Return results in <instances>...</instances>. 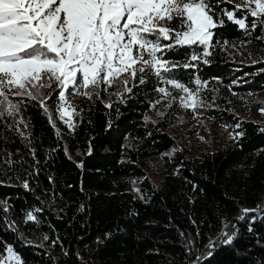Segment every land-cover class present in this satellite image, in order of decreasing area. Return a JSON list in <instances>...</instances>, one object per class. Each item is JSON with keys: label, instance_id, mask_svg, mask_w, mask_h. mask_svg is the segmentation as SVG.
<instances>
[{"label": "trees", "instance_id": "1", "mask_svg": "<svg viewBox=\"0 0 264 264\" xmlns=\"http://www.w3.org/2000/svg\"><path fill=\"white\" fill-rule=\"evenodd\" d=\"M253 19L247 30L215 29L208 64L165 74L192 89L197 77L206 83L208 106L195 111L162 99L154 75L122 96L70 90L72 130L56 111L58 90L47 113L10 97L23 103L0 117V257L11 246L23 264H264V211H243L264 206V25L252 30ZM191 54L185 46L164 58ZM194 116L216 125L207 141L174 132Z\"/></svg>", "mask_w": 264, "mask_h": 264}, {"label": "snow or ice", "instance_id": "2", "mask_svg": "<svg viewBox=\"0 0 264 264\" xmlns=\"http://www.w3.org/2000/svg\"><path fill=\"white\" fill-rule=\"evenodd\" d=\"M225 3L234 8H221ZM238 12L243 18H237ZM249 15L252 30L264 25V0H0V117L21 111L23 101L10 97L38 100L47 113L46 101L58 90L56 111L72 130L79 112L69 100L70 90L91 100L115 87L111 95L122 96L132 91L130 84L142 85L149 75L164 85L155 89L162 99H179L193 111L208 106L200 97L206 83L199 77L192 89L165 74L197 67L192 62L208 64L214 30L226 22L247 30ZM185 46L192 54L183 62L164 58V53ZM23 186L29 187L27 182ZM243 211H264V206ZM28 219H35L31 212ZM224 236L222 243L232 241L228 233ZM7 252V260L22 264L11 246ZM0 264H6L3 257Z\"/></svg>", "mask_w": 264, "mask_h": 264}, {"label": "rangeland", "instance_id": "3", "mask_svg": "<svg viewBox=\"0 0 264 264\" xmlns=\"http://www.w3.org/2000/svg\"><path fill=\"white\" fill-rule=\"evenodd\" d=\"M262 113L256 112L253 115V118H261ZM67 118V117H65ZM208 123V120L204 118L203 116H194L189 121L183 123L182 125H179L175 128L174 132L178 129H191V134L186 139V142L190 139L193 144L199 143L202 141H207L210 132H212L214 129H216L215 124H209L205 126ZM205 124V125H204ZM154 164V161L151 162V165ZM150 178L155 181L159 182V176L158 175H150ZM8 252L6 250L5 256L3 257L6 261V264H15L14 260H7ZM23 264V263H22Z\"/></svg>", "mask_w": 264, "mask_h": 264}]
</instances>
